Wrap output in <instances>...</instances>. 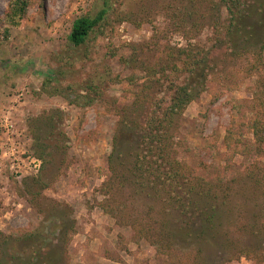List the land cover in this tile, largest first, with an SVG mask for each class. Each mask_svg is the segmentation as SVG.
Here are the masks:
<instances>
[{
  "label": "trees",
  "instance_id": "16d2710c",
  "mask_svg": "<svg viewBox=\"0 0 264 264\" xmlns=\"http://www.w3.org/2000/svg\"><path fill=\"white\" fill-rule=\"evenodd\" d=\"M189 1L192 11L184 12L171 0H138L135 9L123 7V0H101L98 10L73 19L67 38L75 49L98 38L109 39L114 28L125 21L153 25L151 41L106 45L107 53L119 65L131 68L123 78L119 74L109 78L112 83L127 81L138 87L131 102L121 105L116 98L105 96L101 80L97 82L95 77L81 88L82 94L76 92L75 103L106 105L117 118L107 156L110 176L99 188L103 198L98 207L117 226L131 230L135 239L155 246L168 264H214L204 255L219 253L216 257L223 259L225 251L242 241L237 249L248 254L252 250L248 244L262 234L263 226L256 225L255 218L234 203L238 193L234 194L218 174L197 173L179 157V147L188 149L182 121L187 106L210 87L221 97L248 79L254 85L253 100L247 104V126L253 141L237 138L232 143L233 132L227 130L223 143L233 155H248L250 150L261 148L264 102L259 103V109L255 105L257 97L264 94V0H207L203 12L197 6L201 0ZM31 4L32 0H10L4 20L17 25L26 18ZM160 9L166 11L170 29L153 23ZM205 29L209 31L208 45L197 40ZM169 31L181 34L185 45H171ZM161 40L165 41L162 47ZM126 48H130L128 54ZM249 52L251 60L246 59L238 75L235 65L225 62L226 57L233 61ZM63 73L61 66L58 74ZM63 117L59 108H53L28 123L34 155L41 166L39 174L22 181L29 205L42 218L32 230L0 232V264H70L68 247L76 224L72 208L43 194L52 180L47 178V165L53 162L54 154L65 152L66 134L60 126ZM241 220L242 225L230 227Z\"/></svg>",
  "mask_w": 264,
  "mask_h": 264
},
{
  "label": "rangeland",
  "instance_id": "374dc122",
  "mask_svg": "<svg viewBox=\"0 0 264 264\" xmlns=\"http://www.w3.org/2000/svg\"><path fill=\"white\" fill-rule=\"evenodd\" d=\"M9 1L0 0V232L29 231L41 221V214L28 203L29 194L22 181L26 177L30 181L40 173V167L36 171L31 163L36 157L28 123L45 110L59 108L64 116L60 126L66 134V147L64 153L54 154L53 162L47 165L46 175L52 180L43 194L72 208L76 224L68 247L70 264H168L155 246L135 239L131 230L117 226L98 207L97 202L103 198L99 188L110 176L107 156L117 118L106 105L80 106L74 102L76 92L82 94L81 88L94 77L97 82L101 80L105 96L116 98L121 105L131 102L138 87L109 79L114 74L123 78L131 73V68L119 65L107 53L106 45L151 41L153 25L143 22L136 26L125 21L114 28L109 39L98 38L88 46L73 49L67 38L73 19L98 10L101 0H32L26 18L17 25L3 18ZM123 1V7L135 9L138 0ZM171 1L184 12L192 11L189 0ZM199 2L197 6L203 12L207 0ZM165 12L160 9L153 23L170 29ZM208 32L205 29L197 40L208 45ZM168 36L173 46L186 43L181 34L169 31ZM163 43L161 40V47ZM129 49L124 52L128 54ZM251 57L249 52L233 61L226 57L225 62L235 65L238 75ZM61 66L64 73L58 74ZM49 78L53 81L47 82ZM252 86L253 82L245 79L239 88L221 97H216L215 87H210L187 106L182 121L188 149L179 147V157L197 173L218 174L234 194L246 195L241 198L235 194L234 203L243 213L253 216L256 225L263 226L262 234L248 244L252 249L248 254L242 255L237 249L243 241L225 251L223 259L216 257L219 253L205 254L206 261L214 264H264V142L248 155H233L223 143L227 130L233 132L232 143L237 138L253 141L247 126V104L254 97ZM256 102L255 109H259L264 94ZM234 106H239V110ZM12 147L16 149L14 154ZM242 224V220L234 221L230 227Z\"/></svg>",
  "mask_w": 264,
  "mask_h": 264
},
{
  "label": "built area",
  "instance_id": "2783aa9c",
  "mask_svg": "<svg viewBox=\"0 0 264 264\" xmlns=\"http://www.w3.org/2000/svg\"><path fill=\"white\" fill-rule=\"evenodd\" d=\"M5 126H7V123L5 124ZM11 150H12L11 154H14V152L16 151L14 147H12ZM31 163H33V167L35 168V170L38 171L41 164L40 160L38 158H33Z\"/></svg>",
  "mask_w": 264,
  "mask_h": 264
}]
</instances>
